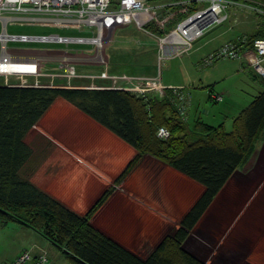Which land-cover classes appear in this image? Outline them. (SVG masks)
<instances>
[{"label":"trees","instance_id":"1","mask_svg":"<svg viewBox=\"0 0 264 264\" xmlns=\"http://www.w3.org/2000/svg\"><path fill=\"white\" fill-rule=\"evenodd\" d=\"M152 1L176 3L161 11V18L175 15L180 21L197 11L193 5L200 0ZM227 1L264 8V0ZM176 24L171 23L168 33ZM148 28L161 33L155 23ZM263 37L264 25L247 36V46L252 47L256 39ZM210 93L211 99L212 88ZM57 98L68 100L137 151L115 186L85 215L77 214L20 176L32 155L25 138ZM173 100L172 90L159 98L103 88L0 85V221L18 222L38 232L73 264H206L184 250L183 243L233 174L252 158L264 135V91L235 116L231 131L224 124L212 126L202 118L189 125ZM161 127L170 132L166 140L157 136ZM146 155L199 183L204 192L183 216L175 233L142 258L97 229L92 219Z\"/></svg>","mask_w":264,"mask_h":264},{"label":"crops","instance_id":"2","mask_svg":"<svg viewBox=\"0 0 264 264\" xmlns=\"http://www.w3.org/2000/svg\"><path fill=\"white\" fill-rule=\"evenodd\" d=\"M197 3L193 6H197ZM227 22L228 19L220 26L207 33L204 32L203 37H201L204 38L203 47L200 46L202 53L208 55L226 42L236 40L244 35L245 32L231 35L233 28L230 27V23L228 26L224 25ZM159 31L162 34H155L159 37L163 36L164 32ZM104 35L106 45L102 52V59L97 63L82 64L80 60L75 58L80 53L91 52L94 49L92 46L89 47V50L86 48L87 51L61 49L67 51L75 59L69 66L74 67L76 77L73 81L70 80L71 82L66 86L108 89L116 83L121 84V81H116L117 77L121 75L154 78L157 76L155 64L157 63L158 52L164 53L167 60L181 59L188 54L183 53L185 46L181 43H166L160 51L157 37L142 31L134 23L106 28ZM24 52L29 54L27 56L32 57L41 55L38 53L39 51L24 50ZM148 63H151L150 68H153L154 72L144 71L145 69L149 70ZM45 64L41 68L43 75L39 76L38 79H29L30 84L35 85V80H38L41 86L42 84L53 86L63 83L64 80L59 81L58 78L66 72L68 65L58 62L50 63L55 64L58 71L48 73L44 71ZM241 64L243 67L249 66V61L243 59ZM17 72L14 71V73ZM260 78L264 82L261 76ZM162 82L168 87L183 86L181 83L172 81L164 82L163 77ZM9 84L15 85L17 81L10 78L8 84H5L3 79L0 80V85L8 86ZM25 142L32 149V155L20 170V176L80 215H85L108 189L115 186V180L137 155L134 147L63 98H57L54 101L38 121L36 127L28 133ZM263 143L264 139L258 142L256 152L264 148ZM154 160L157 161V159L146 155L142 157L139 164L144 166L153 163ZM160 163L162 168H167L166 164ZM137 167L116 188L110 199L94 216L92 224L142 257L134 251L136 232L151 231L154 225L162 223L164 225L165 221L159 215V210L153 206L154 204L145 203L143 200L145 198H143L141 206L144 207L145 203L150 207H146L145 213H142L146 216L142 215L137 218L138 221L134 222V195L140 197L134 194V174L139 170V168L136 170ZM193 186L196 192L192 197L185 196L188 195V192L183 187H180V192H177V203H180L182 196L183 201L180 204L185 205V209L180 211L182 215L179 213V221L204 192V187L199 183L195 182ZM173 205L176 209L177 204ZM220 208L223 209L221 211L216 210ZM210 210L214 213L211 215V228H207L210 230L209 251L204 253L210 255L211 261L214 260L216 264H264V171L261 169L254 171L250 162L244 169L237 170L196 227ZM167 215L169 214L167 213ZM145 218L146 221H144ZM22 226L28 228L25 225ZM254 226L256 228L253 230ZM224 228L227 233H223ZM33 232L39 234L34 230ZM146 235L149 236L147 232ZM33 246L45 249L42 244H34ZM198 246L200 247L201 244L198 243ZM196 258L202 262L209 261V259L198 256ZM206 263L209 264L210 262Z\"/></svg>","mask_w":264,"mask_h":264},{"label":"rangeland","instance_id":"3","mask_svg":"<svg viewBox=\"0 0 264 264\" xmlns=\"http://www.w3.org/2000/svg\"><path fill=\"white\" fill-rule=\"evenodd\" d=\"M204 3V4H202ZM222 5L225 2H220ZM152 5H162L163 7L158 10V14L161 18V11L163 8H169L168 2H156L151 1ZM175 7L174 5H172ZM212 6L211 1L200 0L197 7V11L190 14V16L186 17L184 20L189 19L193 15L198 12H203L206 9ZM221 16L227 15L228 22L224 25L230 23V27L233 28L231 35H235L239 32H245L242 37H247L248 35L254 33V31L264 25V15L244 7L241 4H230L224 10L223 7ZM166 9V8H165ZM171 13V12H170ZM182 12H180L181 14ZM213 17L211 15H206L199 21L200 28L204 30V32H208L211 29L220 26L222 23H218L217 19L219 17ZM164 18L166 21V25L169 27L172 22H176L177 24L174 26L173 31H177L180 24L183 20L178 21L175 15L168 19ZM211 21V24L207 27V22ZM168 27L166 32L168 33ZM3 30V23L0 21V33ZM230 30V29H229ZM7 31L11 35H51L58 34L61 36H69V37H77V36H92L90 28H84L83 31H78V29H58V28H43L40 26H32V25H24L20 26L17 24H9L7 27ZM157 37V36H156ZM158 47L161 43L160 39L157 37ZM233 40V41H237ZM204 38L196 39L193 43V48L189 51L188 54L183 56L181 59L175 60H167L164 57V53L158 52L156 59L157 63L155 64L156 77L164 78V82L172 81L174 83H181L186 87L189 91V109L187 121L189 125H192L195 120L199 117L203 118V120L212 125L219 126L224 124L225 129L227 131L232 130L233 119L237 116L241 110L247 107L251 101L261 92L264 91V82L260 78V74L256 72L250 66H242L241 59H231V58H220L213 62L211 66L204 67L203 62L208 60L211 54L215 53L213 51L211 53H207L205 55L204 52L200 51V46L203 47ZM227 43V42H226ZM224 45V44H223ZM91 45H71L65 46L61 44H38V43H10L9 48L12 49L11 52L15 55L13 56L15 63H17L18 70H14L15 72L23 71L25 73L32 72L36 68V61L40 59V57H27L26 52L24 50H32L39 51L38 53L43 56L45 59V68L44 71L51 73L56 72L57 67L55 64L50 63H63L62 61H71L68 56H61L63 53L62 48H67L71 51L78 49L79 51L89 50ZM186 48V46H185ZM1 49V48H0ZM162 51V50H160ZM204 51V50H203ZM97 50L94 49L91 52H87L86 54L80 53L76 59H83L85 57H91L93 60L99 61L102 59V52L100 54V50L96 53ZM40 55V56H41ZM162 56V57H161ZM205 56V57H204ZM204 57V58H203ZM31 59V60H30ZM72 59V58H71ZM171 59V58H170ZM200 61V62H199ZM202 62V63H201ZM80 63H90V61L82 60ZM149 70L145 69L146 72H154L153 68H150L151 63H148ZM262 66L264 67V61L262 62ZM141 72V71H136ZM260 76H259V75ZM141 76V75H140ZM139 77V76H134ZM146 77V76H142ZM17 82H21V79L17 76H12ZM32 78V77H26ZM39 78V77H38ZM37 78V79H38ZM151 78V77H146ZM1 79V78H0ZM48 79V78H46ZM59 81H63V83L55 84V86H66L70 80L73 81L74 78H58ZM56 80V79H55ZM10 81V78H9ZM38 81V80H35ZM30 84V81H28ZM163 85H165L162 82ZM28 85V84H27ZM43 85V84H42ZM118 85V84H117ZM41 86V85H39ZM115 86V84H114ZM87 87V86H85ZM119 88L125 87V85L118 86ZM118 87H113L110 90H123ZM178 87V86H175ZM213 88V92L216 94H220L223 96L224 100L221 103H215L210 99V88ZM100 88V87H99ZM106 88V87H105ZM98 89V88H92ZM125 91V90H124ZM264 139V135L260 138V141ZM258 144V143H257ZM264 144V143H263ZM259 159V160H258ZM261 159V160H260ZM264 148L259 152H254L252 158L250 159V163H252V168L254 171L257 169L264 171ZM258 160V162H257ZM158 161V160H157ZM154 160L153 163L145 164L144 166L137 165V169L139 170L134 174V194L140 196L139 198L134 195V222L138 221V217L145 215V209H147L148 204L152 203L155 206V209L159 210V215L162 219H164L165 224H156L151 231H137L134 236V251L138 252L142 257H146L149 255L153 249L161 243V241L166 236H171L175 233L177 228L179 227L180 214L181 209H185V205H181L180 203L183 201V197L181 196L180 203H177L178 199V191L183 187L188 192V195L185 196H193L196 189L193 185L195 182L185 175L177 172L176 170L166 166L167 168H162V164ZM141 162V161H140ZM248 162V163H249ZM262 162V163H261ZM157 163V164H155ZM247 163V164H248ZM246 164V165H247ZM245 165V166H246ZM160 166V167H158ZM244 166V167H245ZM244 167L242 169H244ZM246 169V168H245ZM251 169V168H250ZM249 172V171H248ZM263 173V172H262ZM119 187V186H117ZM180 192V191H179ZM145 198V199H143ZM144 200V207L141 206L142 201ZM173 201V202H172ZM177 204L176 209H174V205ZM147 207V208H146ZM221 209H216L221 211ZM167 213L169 215H167ZM214 213V212H213ZM212 211L207 214V216L201 221V223L190 233L189 237L183 243V249L193 256L202 257L203 259H209V264H216L215 261H211L210 255L204 253L205 251H209V234L210 230L207 228H211V215H213ZM166 214V215H164ZM182 215V213H181ZM216 215V214H215ZM147 219L145 218L144 221ZM143 221V220H140ZM155 222V221H154ZM167 223V224H166ZM256 228L255 226L253 227ZM225 229V228H224ZM149 234L147 237L146 235ZM227 233L226 229L223 233ZM34 235V236H32ZM146 236V237H145ZM136 237V238H135ZM150 237V239H148ZM226 238V235H225ZM198 243L201 246H198ZM34 244H42L45 249L49 253V264H73L63 253L57 248L55 245H52L47 239L43 238L41 235L33 232L28 228H25L18 222L10 221L7 224H4L0 221V264L5 261L13 260L18 254H21L25 250L31 249ZM196 244V245H195ZM196 247V248H195ZM206 256H205V255ZM204 262V263H206ZM225 263V262H224ZM208 264V263H206ZM226 264V263H225Z\"/></svg>","mask_w":264,"mask_h":264},{"label":"built area","instance_id":"4","mask_svg":"<svg viewBox=\"0 0 264 264\" xmlns=\"http://www.w3.org/2000/svg\"><path fill=\"white\" fill-rule=\"evenodd\" d=\"M151 1L152 0H0V21L3 23V30L0 33V80L3 79L5 84H8L9 78L17 76L21 79V82L18 81L15 85L25 86L27 84L31 85L28 82L29 79H37L39 76L43 75L41 73V68L45 64L43 56H38L40 59L36 61V68L32 72L25 73L20 71L14 73V70H18V68L13 58L15 54L12 53V49L9 48L10 43L61 44L65 46L71 44L91 45L96 48V53L100 50L101 54L106 45V37L104 35V30L106 28H115L122 24L134 23L142 31L157 36L160 39L161 43L159 44V50H162L163 45L166 43H181L186 46L183 53H189L193 48L194 41L204 35V30H197L194 25L192 26V33H183L181 28L186 26L189 21L194 20L193 22H196L195 20H198L197 23L199 24V21L208 14L213 17H217V15L221 16V7L225 10L228 3L241 4L244 7L264 15V8L241 1L205 0L212 2V6L208 9H213V6L218 5L220 7L219 13L213 15L210 13L211 10L209 11L208 9L203 12H198L189 19L183 20L177 31L167 33V20L160 19V15L158 14V10L163 6L152 5ZM220 2H225V4L222 5ZM172 5L175 6L177 4L174 3L169 6ZM165 8H163V10ZM227 19V15H223L219 17L216 22L224 23ZM153 23L156 24L159 30L164 32L163 36L159 37L148 28V26ZM9 24H17L20 26L32 25L43 28L66 30L78 29V31H83L84 28H90L93 35L77 37L61 36L58 34L11 35L7 31ZM210 24L211 21H208L207 26ZM247 45V37H242V39L238 41H229L222 45L215 53L211 54L210 58L203 63V66H210L214 61L220 58L247 59L249 61V66L258 72L264 80V67L262 66V62L264 61V37L256 39L252 47H248ZM62 52L61 56H68L71 60L62 61V64L68 65L62 77H76L74 67L69 66L75 59H73L67 51ZM27 57L30 58L32 56ZM76 60H85L93 63L98 62L91 57ZM27 76L32 78H26ZM16 80L18 79L16 78ZM117 80L121 81V84L116 83V85H113L110 89L125 85L123 88H118L134 93L137 97L158 96L159 98H164L166 91L172 90L175 99L173 102L176 104L180 116L184 120H187L189 91L186 87L165 86L162 84L161 77L146 78L121 75L117 77L116 81ZM8 86L14 85L9 84ZM35 86H39L38 81H36ZM211 99L216 103H220L224 100L222 95L216 93L212 94ZM157 136L160 139L166 140L170 137V132L167 128L161 127L158 130ZM2 264H49V253L45 249L33 246L31 249L25 250L19 254L13 260L5 261Z\"/></svg>","mask_w":264,"mask_h":264},{"label":"bare ground","instance_id":"5","mask_svg":"<svg viewBox=\"0 0 264 264\" xmlns=\"http://www.w3.org/2000/svg\"><path fill=\"white\" fill-rule=\"evenodd\" d=\"M219 6L218 5H215V6H213V9H211V14H213V15H216L217 13H219ZM204 19V18H203ZM205 20V19H204ZM194 20H191V21H189L188 23H187V25L186 26H183L182 28H181V31L184 33H186V34H190V33H192V26L194 25L195 26V28L197 29V30H199V24L197 23V21L198 20H195L196 22H193ZM178 39V38H177ZM95 40V39H94ZM179 40V39H178Z\"/></svg>","mask_w":264,"mask_h":264},{"label":"water","instance_id":"6","mask_svg":"<svg viewBox=\"0 0 264 264\" xmlns=\"http://www.w3.org/2000/svg\"><path fill=\"white\" fill-rule=\"evenodd\" d=\"M208 10L210 11L211 9H208ZM209 11H208V12H209Z\"/></svg>","mask_w":264,"mask_h":264},{"label":"clouds","instance_id":"7","mask_svg":"<svg viewBox=\"0 0 264 264\" xmlns=\"http://www.w3.org/2000/svg\"><path fill=\"white\" fill-rule=\"evenodd\" d=\"M31 85H33V84H31ZM35 86V85H34Z\"/></svg>","mask_w":264,"mask_h":264}]
</instances>
